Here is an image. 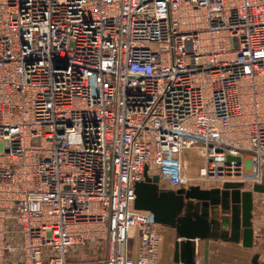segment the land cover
Here are the masks:
<instances>
[{
  "label": "built area",
  "instance_id": "obj_1",
  "mask_svg": "<svg viewBox=\"0 0 264 264\" xmlns=\"http://www.w3.org/2000/svg\"><path fill=\"white\" fill-rule=\"evenodd\" d=\"M145 168L264 184V0H0V264H158Z\"/></svg>",
  "mask_w": 264,
  "mask_h": 264
},
{
  "label": "water",
  "instance_id": "obj_2",
  "mask_svg": "<svg viewBox=\"0 0 264 264\" xmlns=\"http://www.w3.org/2000/svg\"><path fill=\"white\" fill-rule=\"evenodd\" d=\"M243 187L242 183H226L221 189L199 186L176 191L160 189L159 177L149 176L145 168L143 181L134 186L133 208L151 213L157 225L175 230L173 264H195L198 240L223 239L241 241L245 248L253 246V196L264 195V184L254 185L252 191L242 190ZM257 258L255 255L253 264Z\"/></svg>",
  "mask_w": 264,
  "mask_h": 264
},
{
  "label": "crops",
  "instance_id": "obj_3",
  "mask_svg": "<svg viewBox=\"0 0 264 264\" xmlns=\"http://www.w3.org/2000/svg\"><path fill=\"white\" fill-rule=\"evenodd\" d=\"M259 202V205L256 203ZM252 227L254 231L253 246L245 248L241 241L229 242L223 239H207L195 242V264H264V195L253 196ZM160 237L158 248V264H173L175 230L168 226L157 227ZM134 254V253H133Z\"/></svg>",
  "mask_w": 264,
  "mask_h": 264
},
{
  "label": "rangeland",
  "instance_id": "obj_4",
  "mask_svg": "<svg viewBox=\"0 0 264 264\" xmlns=\"http://www.w3.org/2000/svg\"><path fill=\"white\" fill-rule=\"evenodd\" d=\"M201 162H202V158L199 150L198 151L190 150V151H186L183 154L182 166L183 168H185V176L189 180V183H192L193 185H195L194 183L197 182L196 178L202 164ZM259 202L260 201H258L256 204L259 205Z\"/></svg>",
  "mask_w": 264,
  "mask_h": 264
}]
</instances>
